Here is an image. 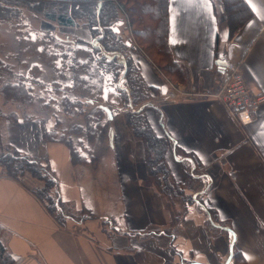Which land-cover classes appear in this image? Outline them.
Returning a JSON list of instances; mask_svg holds the SVG:
<instances>
[{
	"label": "crops",
	"instance_id": "1",
	"mask_svg": "<svg viewBox=\"0 0 264 264\" xmlns=\"http://www.w3.org/2000/svg\"><path fill=\"white\" fill-rule=\"evenodd\" d=\"M244 1L251 16L229 36L216 0H168L167 44L182 81L163 76L142 52L132 56L142 81L158 89L147 116L170 140L164 159L191 198L185 203L169 206L147 185L143 143L122 117L111 120L108 177L119 196L107 214L85 202L107 193L77 177L67 146L45 141L40 120L0 116V151L46 164L60 201L90 212L60 227L31 193L40 182L0 167V240L12 264H237L235 253L239 264H264V104L241 127L209 96L223 84L225 63L264 95V0Z\"/></svg>",
	"mask_w": 264,
	"mask_h": 264
},
{
	"label": "trees",
	"instance_id": "2",
	"mask_svg": "<svg viewBox=\"0 0 264 264\" xmlns=\"http://www.w3.org/2000/svg\"><path fill=\"white\" fill-rule=\"evenodd\" d=\"M7 1V0H1ZM16 1V0H14ZM223 9L224 15L226 16V21L228 24L229 29V36L233 35L244 23L247 21L250 16L251 12L247 4L244 0H216ZM80 2L84 5V9L86 10V17L89 19V23L92 24L94 30L100 33L97 30V27L103 26L102 18L105 17V22L109 21V16H114V7L112 5H107L104 11V4L102 3L98 6L95 2L91 3L90 0H36L33 3V6H28V8L32 9L37 14H40L43 18L55 22L56 25L65 26V27H72L75 26V17L70 16V12L72 11L74 14L78 13V7H75V3ZM128 11L132 15L134 19V23L138 25L137 28L133 31V34L136 38H140L144 41L146 45L149 44V47L156 52L165 62V70L169 75L170 79L173 81H182L183 80V72L180 66L173 60L171 56V52L169 50L167 44V8H168V0H128ZM24 4V3H22ZM35 8V9H34ZM115 10V9H114ZM120 10H123V7H120ZM112 11V12H111ZM82 12L79 11V13ZM112 13V15H111ZM108 20H107V19ZM104 22V23H105ZM33 26V24H32ZM35 32V31H34ZM36 34H38L36 32ZM103 36H107L104 33ZM48 37L46 44L42 45L41 50H39L42 54L43 50L46 51L48 46L51 48L59 47V48H69L72 52L70 56V60L67 61L66 58L68 56L62 51L54 50V53L50 51L47 54L48 58L51 60L52 66L56 69L57 67L55 64L56 62H60V68L58 69L59 75L62 77L68 76L71 77H82L84 81V77H93V73L96 71H92V74H89L88 71H84L83 73L78 75V69L80 68H88L93 67L92 64L89 62L81 61V57L76 54L77 53V46L75 40L70 38H65L58 36L54 32L48 33L46 36ZM106 40V37H104ZM103 40L101 42L102 49L105 53H117L115 51V47H113L112 43H107ZM74 46H76L74 48ZM74 49L71 50V48ZM90 53L92 55L96 54L94 57V61L96 63V68L102 69L103 66H109L112 71L118 72V68L124 69L123 77L125 79L128 78V90H119L122 94H124L123 98L126 102V105L130 104H137L141 101H145L148 99V94L155 95L158 97V89L153 86H147L140 76L138 68L132 67L130 64V59H126L123 56L124 64L116 61V55L112 56L111 59H108L104 55H102L101 51L90 45ZM88 50V51H89ZM47 52V51H46ZM55 52H58L59 59L56 60ZM54 54V55H53ZM1 55V54H0ZM85 58V57H83ZM151 60V59H150ZM40 62V61H39ZM39 62L34 60V65L32 66H40ZM152 62V60H151ZM153 63V62H152ZM43 63L41 62V66ZM155 68L157 66L153 63ZM68 67V69L64 68ZM159 71L163 69L158 67ZM157 68V69H158ZM20 65L18 61H13L12 63L8 62L6 59L0 58V71H5L10 77H16L15 79L9 80L8 84L4 86V90L12 94V97H17L20 99L28 98V100L38 99L42 101L43 99H47V95H38L37 92L45 90L46 92V84H43L39 79L28 78V82L25 81V75L22 74L20 70ZM8 72H7V71ZM30 69H28L29 71ZM93 70V69H92ZM164 71V70H163ZM64 72V73H63ZM100 77L99 73L96 74L95 77ZM73 78H70V81H66L65 83H61L64 87H68L72 91L78 92L77 90V81L75 83L72 81ZM88 81V79H87ZM86 81V84H87ZM70 83V84H69ZM88 85V84H87ZM52 87V86H51ZM3 88V87H2ZM45 88V89H43ZM56 88V87H52ZM56 90V89H55ZM54 91V90H53ZM4 94V93H3ZM7 94V93H6ZM5 95V94H4ZM87 95V96H86ZM64 97H59L60 105L64 103V112L69 113V107H77V103L82 104L87 103L89 105H95V109L99 114V120L95 123H90L85 121L82 124L80 123L76 127V140L75 142L67 139L58 137L55 129L52 127V130H48L46 124L50 121V118H47L44 111H38L34 107L28 106L27 109L33 112L30 114L25 115V117L17 116L16 113L11 112L8 116L9 119L15 120L17 117L23 119H38L42 125V137L45 141L49 142H62L64 143L70 155V164L72 168L77 169V165L85 166L91 164L94 158L93 155L91 156L90 160L87 158L88 154L83 153L84 148L82 147L84 141H88L89 143H93L97 140L101 144L102 142H106L109 136L110 127L104 129L100 117L104 116L106 120H108L107 114L104 108H107L110 111L108 106H105L101 103H96V100L92 97H89L88 94L83 95H71L73 99H69L68 96L63 95ZM83 96V97H81ZM91 96V95H90ZM50 100V99H49ZM62 101V102H61ZM45 107V102L43 104ZM143 109L138 111H131L129 113H124L123 122L125 126L129 129L131 134L139 138L144 146L145 151V168L147 174V184L150 187H153L157 192L161 195L165 196L168 199H179V202L185 203L188 199L191 198L184 194V185H180L175 183L171 180L170 173L167 169V165L165 163V153L170 148V140L167 135L159 136L155 134L152 130L150 124L148 123L147 119L144 117ZM42 110V109H39ZM77 110V109H76ZM0 116H5L4 113L0 112ZM109 121V120H108ZM105 131V132H104ZM103 144V143H102ZM76 145V146H75ZM109 146V144H108ZM110 150V147H109ZM0 167L3 170V173L11 178L18 179L20 176L24 174L30 175L32 178L36 179L40 182V186L32 189L31 193L35 196V198L43 204L46 211L51 215V217L55 220V222L60 226L64 227L67 220H73L74 213L77 214H85L88 213L87 210L81 208L76 212H72L71 207L62 203L59 199L58 193L55 190V179L49 169V167L45 164L42 165L39 161L28 158L24 155L19 154L18 152H7L1 151L0 154ZM81 219V218H80ZM79 219V220H80ZM1 228H0V236H1ZM234 258L238 263L239 256L237 253L234 254ZM13 257L8 253L6 248L4 247L3 243L0 240V264H12Z\"/></svg>",
	"mask_w": 264,
	"mask_h": 264
},
{
	"label": "rangeland",
	"instance_id": "3",
	"mask_svg": "<svg viewBox=\"0 0 264 264\" xmlns=\"http://www.w3.org/2000/svg\"><path fill=\"white\" fill-rule=\"evenodd\" d=\"M90 1L91 3H96L95 0ZM127 1L128 0H107L103 3L104 11L109 4L112 5L115 10L113 9L114 16L108 17V19L110 18L109 21L105 22L106 16L102 18V20H104L103 26L97 27V30L100 31L99 34L96 30H94L92 24L88 22L89 19L85 15L86 10L84 9V5L80 2L75 3V7H78L79 11L82 10V12L79 13L78 11V13L74 14L71 11L69 13L70 16L75 17V26L65 27L56 25L55 22H51L43 18L40 14L34 12L32 10L33 8L30 9L25 5L26 3H28V5L33 6V3L36 2V0L2 1L4 6L2 8L3 10L0 11V58L6 59L10 63H12L13 61H18L22 74L26 76V82H28V78H33L39 79L43 84H46V92L45 90H43V92L39 90V92H37V96L47 95V99H43L42 103V101H39L38 99H33L31 101L28 100V98L20 99L17 97H12V94L9 92V90L8 92L4 90V86L8 84L7 82H9V80H16V77H10L5 73V71H0V112L4 113L5 117L8 116L11 112L16 113L17 116L25 117V115L27 114H33L31 110L27 109V107H34L38 111H44L46 117L50 118V121L46 124V127H49L47 128L48 130H52L53 127L58 137L67 138L75 142V140L77 139L75 137V129L77 125H79L80 123L82 124L85 121L95 123L99 120V114L95 109L96 104L89 105L87 103H83L82 105L77 103V107L68 106L67 108H69V113H65L63 110L64 103H62L63 108L60 105V100L63 98L59 99V97H64L63 95H66L69 97V99H73L71 95H78L80 97V95L84 96L85 94H88L89 97H92L96 100V103H101L110 108V112L112 118L114 117V121L119 117L123 118L124 113L138 111L139 109L145 107L147 109H143V115L150 124L147 116L148 114L152 115L149 105H151L152 103H157L158 98L155 95L145 93L149 96L145 101H141L134 105L130 103L129 105H126V102L123 98L124 94L119 91L128 90L129 92V87L127 84V80L129 77H127V79L123 77L124 69L118 68V72H114L109 66H103L102 69L96 68V63L93 59L94 57H96V54L92 55L89 50V46L93 45L94 47L99 49V51H101L102 55L109 59H111L110 57L112 55H116V61L120 60L124 56L126 57V59H130V64L132 67H137V65L133 61L132 56L136 52L141 55L144 54L152 60L157 68L160 67L164 70L160 71L163 76L165 75L167 76L166 78H168L170 81H173V79L169 78V75L165 70V62L163 61V59L159 57L158 54H156L152 47H149V44L146 45L142 39L136 38L133 34V31L139 28H137L138 25L133 22L134 19L128 11L129 8ZM120 7H123L122 11L120 10ZM36 32L38 34H36ZM50 32H54L56 34L58 33L57 35L61 37H65L66 35H68L70 39L76 41V43L78 44L76 48V54L78 55V57H81L80 60L89 62V64H92L94 67H77L78 75L82 74L83 70H87L89 74H92V71H96L95 73H93V77H84L86 81L88 79V85L86 84V81H84L80 76L71 77L68 74V76L63 77L62 75L61 77L58 71V69L60 68V62H56L55 65L59 67L58 69H56L54 66H52L50 58H48L47 54H45L48 52L50 53V51L54 53V50H60L62 51V53H65V55L68 56L66 60L69 61L70 56H74L72 55V52L69 48H51L50 46H48L46 50L47 52L43 50L42 54H38L40 53L39 50H41L42 45L44 46V44H46L45 42H47L48 40V37L46 36ZM104 33H106L108 37L103 36ZM104 37H106V40L104 39ZM103 40H105V42L107 43H112L117 53H105L101 46V42ZM75 47L76 46H74V48ZM71 50L74 51V49L72 48ZM55 56L57 57L56 60H58V52H55ZM34 60H36L37 62L40 61V66H32L34 65ZM41 62L43 63L42 66ZM64 68L68 69V67L65 66ZM28 69L30 70L28 71ZM157 71L159 72V68L157 69ZM97 73H99L100 75L99 78L98 76L95 77ZM70 78H73V80H71L72 83L73 81L75 83V80L77 81V90H79L78 92L74 93V91H72L68 87H64L63 85H61V83L70 81ZM51 86L56 88H52ZM44 102L45 107H43ZM112 118L108 119V121L104 116L100 117L104 129L108 127H110L111 129V125L113 124ZM98 143L99 142L97 140H95L93 143H89L88 141L83 142V153L88 154L87 158L89 160L92 155V158L94 159L92 160L91 164L85 166L77 165V170L79 171L77 177L84 180L85 184L87 183V185L95 186L96 188L98 187L103 192L107 193V196L105 195L106 197L100 195L94 198L86 199L85 202H88L91 210L94 213H97L98 210H102V212L109 214L111 210L113 211L116 208L114 204L115 202L111 199L113 198L114 200H116L118 199L119 195L117 193L115 179L112 177H108V165L111 152L109 150L108 140L106 142H102L103 144ZM147 180L148 179H146V181ZM177 203L182 202H179V199L177 198H167V204L169 206H174ZM72 212L76 211H73L72 209ZM88 214H90L89 211ZM88 214L74 213L73 220L69 221H71L73 225L78 224L79 219L81 218L80 220H86ZM108 222H110V219H106V221L104 220L103 225L109 224Z\"/></svg>",
	"mask_w": 264,
	"mask_h": 264
},
{
	"label": "built area",
	"instance_id": "4",
	"mask_svg": "<svg viewBox=\"0 0 264 264\" xmlns=\"http://www.w3.org/2000/svg\"><path fill=\"white\" fill-rule=\"evenodd\" d=\"M95 1L102 4L107 0ZM223 71L224 81L220 90L209 96L219 101L227 113L241 127H245L252 123L255 113L264 104V95L249 89L237 65L225 63ZM189 95H195V92L191 91Z\"/></svg>",
	"mask_w": 264,
	"mask_h": 264
},
{
	"label": "water",
	"instance_id": "5",
	"mask_svg": "<svg viewBox=\"0 0 264 264\" xmlns=\"http://www.w3.org/2000/svg\"><path fill=\"white\" fill-rule=\"evenodd\" d=\"M98 6H100V4H98ZM113 56V55H112ZM111 56V57H112ZM110 57V58H111ZM119 62L123 63L124 64V61H123V58H121L120 60H118ZM106 114H107V117L108 119H111L112 118V115H111V112L107 109V108H104ZM140 110V109H139ZM112 138H113V132L112 130L110 129L109 130V139H108V143H109V146L112 147Z\"/></svg>",
	"mask_w": 264,
	"mask_h": 264
}]
</instances>
